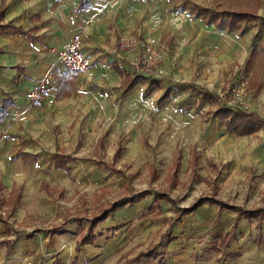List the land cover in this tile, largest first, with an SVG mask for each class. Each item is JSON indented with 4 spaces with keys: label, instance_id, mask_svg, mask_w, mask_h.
Returning a JSON list of instances; mask_svg holds the SVG:
<instances>
[{
    "label": "crops",
    "instance_id": "0c3cea01",
    "mask_svg": "<svg viewBox=\"0 0 264 264\" xmlns=\"http://www.w3.org/2000/svg\"><path fill=\"white\" fill-rule=\"evenodd\" d=\"M183 1L0 0V264H154L150 256L154 247L159 254L156 262L161 258L165 264H176L165 252L180 239V223L174 224L172 234L168 231L164 243L161 236L166 231H161L157 242L153 237L159 226L151 225L146 209L134 206L148 198L156 205L169 202L175 208L167 212L174 211L175 218L178 207L169 192L144 188L119 201L105 197L97 201L87 195L120 180L121 187L134 185L132 175L114 160L126 150L125 139L115 127L123 123L127 111L135 123L140 122L145 109L139 94L148 95L163 85L166 90L157 100L162 104L185 84L197 92L198 99L213 104L215 89L208 85L219 72H230L227 81L231 78L227 62L231 57L224 53L230 41L220 43L222 51L212 48L214 33L224 29L191 9L192 5L209 7L188 0L179 8ZM184 7L195 14L196 22L175 15ZM75 33H82L81 47L93 62L94 79L82 86L83 76L64 70L59 62L64 44ZM123 35L155 36L165 43L168 74L159 78L138 73L126 59L120 67L115 49ZM197 50L208 54L196 57ZM217 54L227 57L221 69L214 65V74L212 55ZM48 73L52 92L32 107L17 110L26 91ZM217 108L212 114L228 132L237 134L218 114L219 109L231 107ZM244 110L264 117L258 110ZM179 152L174 168L183 164ZM144 191L150 194L141 197ZM163 192L172 200L156 198ZM90 204L96 209L91 216L86 215ZM223 210L235 214L232 228L238 230L237 213ZM103 212L107 216L90 230L93 218ZM87 233L94 241L80 245Z\"/></svg>",
    "mask_w": 264,
    "mask_h": 264
},
{
    "label": "rangeland",
    "instance_id": "374dc122",
    "mask_svg": "<svg viewBox=\"0 0 264 264\" xmlns=\"http://www.w3.org/2000/svg\"><path fill=\"white\" fill-rule=\"evenodd\" d=\"M192 1L216 10L245 9L264 16V0ZM166 5L172 6L168 2ZM175 15L190 18L192 22L197 19L186 7L181 12H175ZM123 38L139 42L156 37L144 39L136 35H123L118 37L116 43ZM214 39L216 43L212 44V48L217 51L221 50L222 41H230L224 53L231 57L227 62H230L229 71H233L230 82L227 81L230 72H219V77H214L212 85H208L215 89L214 103L198 99L197 92L185 84L171 92L169 99L162 104L157 100L166 90L163 85L155 86L148 95L139 94L140 103L142 101L145 109L140 122L135 123L131 111H127L122 116L123 123L115 127L125 139L126 150L124 156L119 154L114 160L132 175L134 185L121 187L120 180L113 187L91 192L88 198L100 201L105 197L109 201H119L129 192L148 188L154 192H169L174 196L173 204L176 207H187L203 195L247 209L264 205V122L257 132L239 136L228 132L223 121L212 114L214 108L218 109L219 106H237L234 108L258 110L264 115V29L257 26L254 20L241 21L237 28H226L214 33ZM156 40L161 44L157 55H147L145 59L149 64L148 75L162 78L168 74L164 58L166 44ZM252 50L255 51V59L253 66L247 70V59ZM202 54V50H197L194 56ZM212 57L214 71L215 64L219 69L223 67L222 62L227 56L217 54ZM178 150L181 151L179 159L183 160V164L181 161L174 168L173 159ZM151 199L134 206L139 211L146 209L148 215L152 216L151 225L159 226L153 240L158 242L162 237L164 240L161 239V242L164 243L169 237L168 231L172 234L174 224L180 223V239L170 244L169 252H165L176 264H264V239L261 245L255 242L257 236L261 233L264 235V230L260 233L255 223L238 219L239 228L233 229L235 214L224 211L218 204L208 203L177 220V215L173 218L174 211L167 212L173 209L172 204L163 201V205H156ZM102 210L103 207L99 213ZM95 212L96 209L91 206V211H86V215L91 216ZM230 229L235 231V236L238 235L237 239L234 236L229 241L228 236L232 233L228 232ZM164 230L166 233L161 236ZM240 231H243L242 235ZM160 248L165 250L162 245Z\"/></svg>",
    "mask_w": 264,
    "mask_h": 264
},
{
    "label": "trees",
    "instance_id": "16d2710c",
    "mask_svg": "<svg viewBox=\"0 0 264 264\" xmlns=\"http://www.w3.org/2000/svg\"><path fill=\"white\" fill-rule=\"evenodd\" d=\"M188 3H190V1L188 2V0H184L179 8ZM191 9L195 11V13L205 16L210 22V24L211 22H213L215 26L219 29H225L226 27L229 29L237 28L241 21L249 22L251 20H254L257 23V26H259L261 29H264V16H260L255 12L253 13L245 9L234 10L225 8L216 10L211 7L205 8L200 7L198 5H192ZM254 50L250 55L251 58L247 61V70L250 69L251 66H253L255 59ZM71 72L75 71L71 70ZM231 108H229L228 110L224 108L219 109L218 114L222 119L228 120L226 124L228 129L235 131L241 136L257 132L260 124L264 122V117L260 116L259 113H249L246 112L244 109L238 110L235 108L234 109L236 111H234V109L232 110ZM148 194H150V191H144L140 194V196L144 197ZM158 197H162L167 200H172L170 198V195L164 192L158 193L156 198L158 199ZM205 203H209L211 205L218 204L219 208H227L229 210H233L237 213L238 219H241L243 217L247 218L250 222L255 223V228L258 229L260 233L264 230V205L260 206V208L257 209H247L240 205H229L227 202L219 200L217 198L215 199L214 197L209 195H203L202 197H199L198 200L194 201V203H192L188 207H178V215L176 216L177 220L182 219L183 216L202 207V205ZM107 214L108 212H103L100 216H95L93 218L94 221L91 224L90 230L95 228V226L98 225L107 216ZM234 236L235 231H232V233H230V235L228 236L229 240L232 239V237ZM263 239L264 235L261 233L260 236H257L255 242L261 245L263 243ZM87 241H94V237L90 233H87L85 236H83V238L79 241V244L81 245L83 243H86ZM154 251L155 247L151 249L152 253L150 255L152 256V261L154 262V264H165L163 259H160L159 262H156L159 257V254Z\"/></svg>",
    "mask_w": 264,
    "mask_h": 264
},
{
    "label": "built area",
    "instance_id": "2783aa9c",
    "mask_svg": "<svg viewBox=\"0 0 264 264\" xmlns=\"http://www.w3.org/2000/svg\"><path fill=\"white\" fill-rule=\"evenodd\" d=\"M82 33H75L64 44V49L59 56V62L64 70H72L83 76L81 86L94 79L91 72L92 61L90 56L81 47ZM115 49V57L118 60L120 67H123L125 59L130 61L131 66L138 73H148L149 64H147L146 56H156L161 44L156 38L149 39L148 41H134L130 38H123L118 41ZM51 74L39 80L31 89L27 90L24 97V104H17V110L24 111L26 107H32L37 102H40L46 95L52 92L53 86L51 83ZM240 81L243 79V75ZM236 85V84H235ZM233 91V90H231ZM237 107V106H231Z\"/></svg>",
    "mask_w": 264,
    "mask_h": 264
}]
</instances>
